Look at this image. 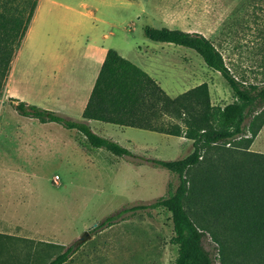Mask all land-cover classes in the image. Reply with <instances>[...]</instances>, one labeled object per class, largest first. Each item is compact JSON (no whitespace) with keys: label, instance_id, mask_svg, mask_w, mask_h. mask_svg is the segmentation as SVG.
Returning a JSON list of instances; mask_svg holds the SVG:
<instances>
[{"label":"rangeland","instance_id":"obj_1","mask_svg":"<svg viewBox=\"0 0 264 264\" xmlns=\"http://www.w3.org/2000/svg\"><path fill=\"white\" fill-rule=\"evenodd\" d=\"M25 1L8 3L14 13L21 3L30 8L38 1L40 11L23 45L17 84L11 88L9 76L1 90L0 264H48L70 248L73 254L67 264H175L179 248L172 242V215L165 209L129 212L114 226L95 229L123 210L169 198L179 187L177 175L150 163L132 169L124 159L93 148L82 134L20 116L9 99L39 107L43 98L38 45L75 30L85 40L93 36L104 41L109 35L104 43L110 50L157 80L170 97L205 79L225 93L218 106H227L234 94L221 74L209 69L193 50L147 39L145 29L166 28L164 10L180 6L186 12L184 20L215 43L241 81L264 86V0ZM11 51H16L15 60L22 48L16 50L13 43ZM109 133L139 158L175 161L189 155L177 138L132 128ZM254 150L264 154V132ZM99 152L101 158L90 162L89 157ZM215 152L211 153L216 156ZM56 176L59 184L54 183ZM87 232L91 240L78 244ZM204 246L221 264L220 246L210 234Z\"/></svg>","mask_w":264,"mask_h":264},{"label":"trees","instance_id":"obj_2","mask_svg":"<svg viewBox=\"0 0 264 264\" xmlns=\"http://www.w3.org/2000/svg\"><path fill=\"white\" fill-rule=\"evenodd\" d=\"M13 1L0 0V97L16 55L12 44L16 50L21 46L38 6L34 1L28 8L22 0L25 3L13 13L8 6ZM145 37L195 51L209 69L221 74L235 101L213 106L207 83L172 99L149 74L109 50L84 121L17 99H10L11 106L24 118L77 131L95 149L147 162L179 177V187L169 198L123 210L95 231L114 226L129 212L165 209L172 215V242L179 248L175 264H218L204 246L208 234L220 246L221 264H264V155L250 151L264 127V86L241 81L215 43L202 34L147 27ZM88 121L186 138L194 150L180 160H145L94 134ZM72 254L70 248L48 264H67Z\"/></svg>","mask_w":264,"mask_h":264},{"label":"crops","instance_id":"obj_3","mask_svg":"<svg viewBox=\"0 0 264 264\" xmlns=\"http://www.w3.org/2000/svg\"><path fill=\"white\" fill-rule=\"evenodd\" d=\"M177 8L178 7L176 8L173 7V9L170 8V9L164 10L163 12L164 14L162 16L166 24L164 27L168 29L176 28L177 30H181V31L188 32V33H199V34L204 35L206 38H208L204 34V32L194 29L192 26H190V23L188 20L187 21L184 20L183 17L186 15V12L183 8H181L180 6L178 9ZM39 11H40V7L37 6V9L35 11L32 22L29 26V29L21 43L22 51L16 57V59L13 60L12 62L11 70L9 73L10 77L8 76L10 78V87L12 86V84L13 85L17 84L14 82V78H15V72L17 71V66L20 63L21 58H22V53L24 50L23 45H25V41H27V39L29 38V35L31 34L33 30V26H34L33 23ZM79 14L81 16L85 15L81 12ZM75 25L80 26V24H77V23ZM93 31H96V30H93ZM108 38H109V35L103 36L104 41L108 40ZM104 41H101L99 39H93V36H89V38L85 40L84 34L79 31H75V30L72 32H66V33L54 35V37H49V40L47 42L45 39L40 41L38 45V52H39L38 74L40 75V79H41V83L39 84L40 96H42L43 98L38 103V106L40 108L44 110L56 112L72 120L84 121L83 120L84 111L87 108V105L91 98L96 81L99 77L100 71L105 62L107 53L111 49L110 45L104 43ZM155 81L161 87L159 82L157 80ZM204 83H205V79L204 80L200 79L194 83L191 89H194ZM207 84L209 85L211 103L213 106H218L220 103L224 101L223 99L225 98L224 97L225 93L223 92L224 93L223 95V93L219 91L217 92L216 89L218 88H215L212 82L207 83ZM16 93L17 91H14V94ZM184 93H186V91H184ZM214 93H215V96H214ZM10 99L19 100L18 98H10ZM172 99H175V98H172ZM19 101L24 102L22 100H19ZM234 101L235 99L232 101V103ZM25 103L32 105L28 102H25ZM10 106H11V103H10ZM221 107H225V105L224 106L222 105ZM12 109L14 110L13 107ZM87 123L94 134L100 137H103L105 139L111 140L113 142L116 139L113 137L114 135H112L109 132L115 131V133H119V131H122L123 129H128V128L118 127V126L111 125V124L101 123L98 121H88ZM96 124L98 126H96ZM105 125H109L115 128H105ZM111 129H115V130H111ZM71 132H77V131H71ZM263 132H264V127L260 135H258L253 145L251 146L250 148L251 152L258 153L254 150V147L256 146V143L261 137ZM160 135H163V134H160ZM163 136L171 137L167 135H163ZM173 138H177V137H173ZM177 139L180 140L179 142L180 146L188 147V152L190 155L194 150L193 142L187 140L186 138H177ZM117 143L120 145L119 142ZM96 150L101 151V149H96ZM100 153L101 152L97 153L98 156L97 154H95L93 159L92 157H89L90 162L94 161L97 158H101ZM258 154H261V153H258ZM115 157L117 159H124L125 160L124 163L126 164V166L132 169L138 168L140 163H147V162H143L140 160L132 159L131 157H123V158H120L117 156ZM144 159L145 160H159V159H152V158H144Z\"/></svg>","mask_w":264,"mask_h":264},{"label":"water","instance_id":"obj_4","mask_svg":"<svg viewBox=\"0 0 264 264\" xmlns=\"http://www.w3.org/2000/svg\"><path fill=\"white\" fill-rule=\"evenodd\" d=\"M91 238H92V236H91L90 232H87L82 238H80V240L78 241V244H84L88 240H91Z\"/></svg>","mask_w":264,"mask_h":264},{"label":"built area","instance_id":"obj_5","mask_svg":"<svg viewBox=\"0 0 264 264\" xmlns=\"http://www.w3.org/2000/svg\"><path fill=\"white\" fill-rule=\"evenodd\" d=\"M54 183H55V184H59V183H60V177H59V176H56V177L54 178Z\"/></svg>","mask_w":264,"mask_h":264}]
</instances>
